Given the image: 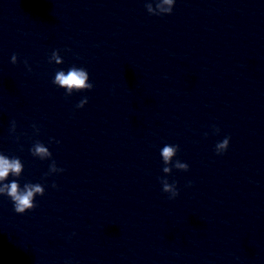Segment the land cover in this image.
Here are the masks:
<instances>
[{"label": "clouds", "instance_id": "9594fccd", "mask_svg": "<svg viewBox=\"0 0 264 264\" xmlns=\"http://www.w3.org/2000/svg\"><path fill=\"white\" fill-rule=\"evenodd\" d=\"M176 0H145V9L149 15L164 16L171 15L175 6ZM18 62L17 54H13L10 59V63L16 65ZM49 63H55L60 65L63 63V59L60 55V50H53L49 57ZM24 64L28 71H31V67L28 65V61L25 60ZM52 83L65 90V96H71L74 92L90 91L94 88V84L89 82V73L86 68L76 67L75 65L70 67L67 71L58 70L53 78ZM88 103V97H83L79 103L76 104V108H83ZM33 129L36 134L39 133V128L33 124ZM213 132L219 134L220 129L213 125ZM9 133L15 135L16 133V121L13 120L10 124ZM208 133H205L207 136ZM17 139H19L17 137ZM230 137H225L223 140L217 142L215 145V153L217 155H223L230 146ZM52 142L51 140L49 141ZM58 143V141H57ZM179 145L166 144L160 150V156L163 162L162 171L165 174L160 178L162 191L168 194V199L174 200L179 196V189L175 182L170 183L167 176L171 175L173 169L178 171H189V165L185 162H181L174 158L179 152ZM33 157L40 160H51L48 168V172L45 173V177L53 174L62 173L65 169L58 167L56 161L52 159V153L48 147L42 142L36 141L29 149ZM24 171V164L19 157H9L3 152H0V196H6L13 204V210L17 214H25L33 210L37 205L35 199L37 196H43L45 194V187L40 183H25L23 186L19 183V179ZM14 177L8 182L9 177ZM56 188L57 185L53 183L51 185ZM189 187L191 184L189 183Z\"/></svg>", "mask_w": 264, "mask_h": 264}]
</instances>
